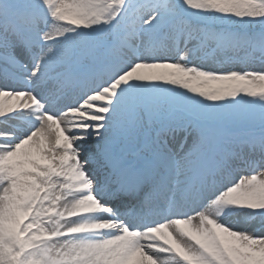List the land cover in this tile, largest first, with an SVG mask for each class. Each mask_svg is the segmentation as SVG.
<instances>
[{"label":"snow or ice","instance_id":"6c2138e0","mask_svg":"<svg viewBox=\"0 0 264 264\" xmlns=\"http://www.w3.org/2000/svg\"><path fill=\"white\" fill-rule=\"evenodd\" d=\"M0 264H264V0H0Z\"/></svg>","mask_w":264,"mask_h":264}]
</instances>
